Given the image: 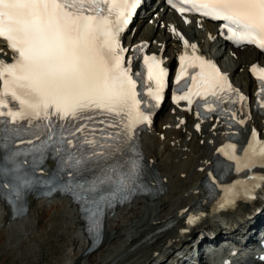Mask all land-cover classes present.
Returning <instances> with one entry per match:
<instances>
[{"label": "snow or ice", "instance_id": "1", "mask_svg": "<svg viewBox=\"0 0 264 264\" xmlns=\"http://www.w3.org/2000/svg\"><path fill=\"white\" fill-rule=\"evenodd\" d=\"M142 0H0V38L13 53V62L0 61V150H7L14 138L27 134L26 151H15L4 159L12 168L0 167V176L12 175L6 197L15 204L33 185L69 195L90 221V231L99 228L105 207L128 201L138 191L150 187L145 182L142 156L136 146L139 125L150 126L153 113L142 108L137 89L144 74L133 73L129 49L122 46V36ZM183 15L190 12L220 23V34L237 47L254 45L264 51V0H166ZM189 23V21H185ZM177 34L176 29H172ZM179 38L188 47L183 35ZM182 55L181 84L188 67L198 69L178 91V99L193 103V95L211 96L218 103L224 93L242 101L228 82V77L211 61ZM156 56L144 58L151 107H156L165 87L166 70ZM252 71L255 73L256 69ZM264 100V75L258 77ZM203 89V90H201ZM209 112L212 104L204 101ZM200 116V113H197ZM202 119L204 117H201ZM232 119L243 125L235 111ZM99 125V126H98ZM197 131L200 125H196ZM251 136L257 132L253 129ZM228 159L237 168L251 171L264 168V147L257 161L247 153ZM251 147V143H249ZM223 152V150H221ZM22 157L23 159H18ZM49 177H30L24 166ZM59 167L46 171V161ZM55 173L53 175L52 173ZM209 182L218 179L209 173ZM264 181V176L260 178ZM231 201L220 203L224 208ZM17 213L24 211L17 207ZM194 218H188L192 224ZM97 235L99 233L97 232Z\"/></svg>", "mask_w": 264, "mask_h": 264}, {"label": "bare ground", "instance_id": "2", "mask_svg": "<svg viewBox=\"0 0 264 264\" xmlns=\"http://www.w3.org/2000/svg\"><path fill=\"white\" fill-rule=\"evenodd\" d=\"M156 12L157 10L153 13ZM151 24L152 27L146 25L150 35L140 36L149 43L154 41L158 52L163 53L170 60L184 46V42L179 38L183 34L180 29L166 23L164 15L159 12L156 13ZM202 25L205 27L199 32L192 28L193 37L189 44L194 42L201 46L207 44L209 52L210 47L213 51L216 46L214 28L211 24L202 23ZM136 27V33L141 27L140 32L144 31V23H139ZM173 28L179 35L172 32ZM198 33L202 35L201 38H197L200 36ZM184 39L188 41L187 37ZM1 44L0 42V46ZM220 51L216 49L213 52L219 54ZM232 53H236L235 58L239 60L238 67L231 69L226 65V70L234 75L240 70L241 64H244L245 70L241 75L244 83L241 87L244 91L253 92L254 84L248 77L249 66L262 59L261 64L264 65V57H260L250 48L234 50ZM1 54L6 57L3 51ZM257 115L256 113L252 114L253 117H248L247 129L259 130L261 137L264 138V115L256 117ZM197 124L200 125L199 131L196 129ZM225 137V128L220 120L215 118L200 120L193 113L189 114L179 107L168 106L167 115L159 127L156 129L154 124H151L142 133L145 157L165 184L164 192L156 198L150 200L146 197L141 198L157 201L154 213L148 214L144 219L142 209L144 201H138L136 198L115 213L109 214L102 245L94 252L86 254L89 242L84 232V225L79 219L77 207L67 197L53 196L40 201L32 200L27 214L13 221L10 220L8 209L0 202V210H2L0 250L8 245L11 252L18 253L25 259L29 258L32 263L37 260L42 261L47 236L57 231L55 238L59 240L62 250L53 264H154L166 257L169 250L185 235L186 230H209L216 226L214 220L221 216L235 227L243 221L245 215L252 214L249 208L253 205H246L248 207L244 208V211L247 214L237 215L239 207L244 206L243 202L236 210L232 209L221 216L207 213L206 217L193 226L186 225L185 219H180L181 215L205 201V192L200 183L211 172V160L216 151L224 145ZM262 218H264V208L259 215L247 220L248 226L260 223ZM171 222H176L172 228L160 230ZM242 227L236 230H243ZM220 231V234H226L222 229ZM244 237L248 238V235L244 234ZM65 250L69 253H65Z\"/></svg>", "mask_w": 264, "mask_h": 264}, {"label": "rangeland", "instance_id": "3", "mask_svg": "<svg viewBox=\"0 0 264 264\" xmlns=\"http://www.w3.org/2000/svg\"><path fill=\"white\" fill-rule=\"evenodd\" d=\"M145 27H146V25H145ZM145 27H143V29H145ZM141 30H142V27H141ZM141 30H139L135 34V37H140L141 38L140 35H142L143 37H148L149 36V34L147 36V32H145V30L140 32ZM187 32L189 34H191L189 29H187ZM220 56H221V61L224 63L225 66L227 65L231 69H233V68L236 69L238 67V61L239 60L236 59V58L231 57V55H229L226 50L224 51L223 48L221 49ZM243 70H245L244 64H241L240 70H237L236 73L233 75V78H234L235 82L240 87L244 83L243 82L244 79H241V75H242V71ZM166 115H167V110L166 109L161 111V114L159 113V115L157 116V118L155 120V124H154L156 129L159 127V124L165 119ZM42 199L45 200L44 198H41V199H38L37 201H40ZM136 200L141 201V202L144 201L143 204H142L143 205L142 209L144 211V219H146L148 217V214H151L152 212L154 213L153 210H156V207H157V205H156L157 203L156 202L157 201L156 202L155 201H147V200L141 199V198H138ZM150 202H152V203L150 204ZM38 206H40V205H38ZM1 213H2V210H0V214ZM57 234H58L57 231H53L52 234L47 236V241L44 244L43 257H42L43 260L42 261L37 260L35 263H32V261L29 258L25 259V257H23L22 255H19L18 253L11 252L10 247L7 245V246L2 247L1 250H0L1 251L0 252V264H50V262L53 264L54 262L57 261L58 254H60V252L62 250L60 248L59 240L57 238H55L57 236ZM50 242H51V244H49ZM66 252L69 253V251L65 250V253ZM15 255H17V256L15 257Z\"/></svg>", "mask_w": 264, "mask_h": 264}]
</instances>
